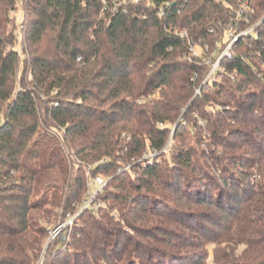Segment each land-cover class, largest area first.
<instances>
[{"label": "trees", "instance_id": "16d2710c", "mask_svg": "<svg viewBox=\"0 0 264 264\" xmlns=\"http://www.w3.org/2000/svg\"><path fill=\"white\" fill-rule=\"evenodd\" d=\"M243 3L256 27L220 58ZM18 5L0 0V264H37L77 214L44 264H264V0H27L21 42Z\"/></svg>", "mask_w": 264, "mask_h": 264}, {"label": "rangeland", "instance_id": "374dc122", "mask_svg": "<svg viewBox=\"0 0 264 264\" xmlns=\"http://www.w3.org/2000/svg\"><path fill=\"white\" fill-rule=\"evenodd\" d=\"M27 0H19V3L20 5L17 6V8L13 11V13L15 15H18L19 18H21V15L22 17L25 15V17L27 18V14H26V11H25V8L23 7L24 6V3H26ZM122 1H126V0H122ZM128 1V0H127ZM245 3H243V5H241L238 10H237V15L234 19V22H232V24H229L226 26L225 28V40L227 41H230V44L229 46L222 50L221 51V56L220 58L224 57V56H230L231 55V47L233 46V44L242 36H245V35H248V33L250 31H252L256 26L253 25L251 26V19H250V16L252 15L253 11L252 10H248L246 8V6L244 5ZM245 7V8H244ZM20 21V20H19ZM244 22L247 27L244 29V30H240V23L241 22ZM240 31V32H238ZM21 35H20V42H21V37H22V32H20ZM238 33V34H236ZM20 42L18 43V45L16 46V49H18L19 51H21V48H20ZM205 50H207V47L205 48ZM220 50L216 51L215 55L219 52ZM191 55L192 56H195L197 58H199L198 60H201V63H204L209 65L210 63V59L208 57H205L203 54H204V51H203V48L202 46H192L191 48V51H190ZM220 53V52H219ZM22 54V53H21ZM214 67V66H213ZM212 74L210 72V74L208 75V77H206V81L211 79L212 78ZM175 131V130H174ZM168 146V145H167ZM166 146V148H167ZM166 148L163 149L161 152H157L155 155H152L150 154V157L152 156H157L159 155L160 153L162 152H165L166 151ZM103 178V177H102ZM104 179V178H103ZM105 180V179H104ZM106 181V180H105ZM92 184L94 186H96V188L98 189L99 187L97 186V184L95 183V181L93 182L92 181ZM55 244V243H54ZM52 244V245H54ZM212 251H213V247L211 246L210 247V253L212 255ZM208 264H213V261L212 259H210L208 261Z\"/></svg>", "mask_w": 264, "mask_h": 264}, {"label": "built area", "instance_id": "2783aa9c", "mask_svg": "<svg viewBox=\"0 0 264 264\" xmlns=\"http://www.w3.org/2000/svg\"><path fill=\"white\" fill-rule=\"evenodd\" d=\"M245 8V7H244ZM246 8L248 9V7L246 6ZM249 10V9H248ZM164 14L163 10H160L159 12V16L161 17L162 15ZM20 20V21H19ZM26 20L27 18L25 17V15L22 17L21 15V18L18 17L17 15V21L19 23V30L22 32L26 27H25V23H26ZM23 40V37L21 39V41ZM80 60V58H79ZM218 68V63H216L213 67V70L211 72V74L214 73V71ZM152 155H155V154H152ZM95 183L98 185V190L94 193V195L100 190L102 189V187L106 184V181L101 177V176H98L96 178V181ZM94 195L91 197V199L89 201L86 202L85 206H89L90 203L92 202V199L94 197ZM78 215V214H77ZM77 215H74V216H70L69 219L67 220L66 223L64 224H60L57 228L53 229V230H50L49 231V235H48V238L46 239L45 241V244H44V249H43V253L42 255L40 256V258L38 259L37 261V264H44V260H45V254L49 248L50 245L54 244L58 239L60 238H63V230L64 228L66 227V225H72L73 224V221L74 219L76 218Z\"/></svg>", "mask_w": 264, "mask_h": 264}]
</instances>
